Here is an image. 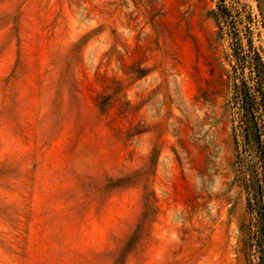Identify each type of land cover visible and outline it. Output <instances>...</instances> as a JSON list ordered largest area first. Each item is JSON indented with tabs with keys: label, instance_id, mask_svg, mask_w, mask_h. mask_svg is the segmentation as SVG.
I'll list each match as a JSON object with an SVG mask.
<instances>
[{
	"label": "rangeland",
	"instance_id": "obj_1",
	"mask_svg": "<svg viewBox=\"0 0 264 264\" xmlns=\"http://www.w3.org/2000/svg\"><path fill=\"white\" fill-rule=\"evenodd\" d=\"M258 69L264 0H0V264H260Z\"/></svg>",
	"mask_w": 264,
	"mask_h": 264
},
{
	"label": "trees",
	"instance_id": "obj_2",
	"mask_svg": "<svg viewBox=\"0 0 264 264\" xmlns=\"http://www.w3.org/2000/svg\"><path fill=\"white\" fill-rule=\"evenodd\" d=\"M256 65L257 61L255 62ZM259 67V66H258ZM255 84H245L244 87L237 85L240 96L239 108L245 113V122L249 124L247 116L255 109L261 110V118L258 123L257 146L261 164L258 172V189L248 199V211L251 215V222L248 226V241L258 253L260 264H264V73L257 70ZM249 126V125H248Z\"/></svg>",
	"mask_w": 264,
	"mask_h": 264
}]
</instances>
